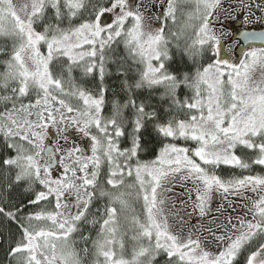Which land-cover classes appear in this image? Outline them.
<instances>
[{"label": "snow or ice", "instance_id": "snow-or-ice-1", "mask_svg": "<svg viewBox=\"0 0 264 264\" xmlns=\"http://www.w3.org/2000/svg\"><path fill=\"white\" fill-rule=\"evenodd\" d=\"M0 264H264V0H0Z\"/></svg>", "mask_w": 264, "mask_h": 264}, {"label": "rangeland", "instance_id": "rangeland-1", "mask_svg": "<svg viewBox=\"0 0 264 264\" xmlns=\"http://www.w3.org/2000/svg\"><path fill=\"white\" fill-rule=\"evenodd\" d=\"M258 2V0H257ZM250 20H251V23L250 24H244L243 23V17L241 16L240 18H232L230 17L228 20H226L223 24V31H224V34L222 35L221 37V40L223 43L225 44H228V43H231L233 45H235L236 43L234 42V40H232V34H233V31L237 29V25H236V22L239 21L240 24L238 25H241L242 27L246 28V29H253V25L256 24V21L253 17H250ZM255 28H259V27H255ZM235 47L238 49V46L235 45ZM61 143H63L61 141Z\"/></svg>", "mask_w": 264, "mask_h": 264}, {"label": "water", "instance_id": "water-1", "mask_svg": "<svg viewBox=\"0 0 264 264\" xmlns=\"http://www.w3.org/2000/svg\"><path fill=\"white\" fill-rule=\"evenodd\" d=\"M237 25H238V23H237ZM242 31H260V30H241V31H239V33H234L233 36H232V40L239 39L241 41V45H239L238 49H240V48H242V47L245 46V40L240 35V32H242ZM256 46H259V43L258 42H256Z\"/></svg>", "mask_w": 264, "mask_h": 264}, {"label": "flooded vegetation", "instance_id": "flooded-vegetation-1", "mask_svg": "<svg viewBox=\"0 0 264 264\" xmlns=\"http://www.w3.org/2000/svg\"><path fill=\"white\" fill-rule=\"evenodd\" d=\"M243 29H246V28H244V27H242L241 25H238V27H237V29L236 30H234L233 31V33H239V31L240 30H243ZM253 29H255V30H259V29H261V28H253ZM236 44L235 45H239L240 44V41L239 40H236V41H234Z\"/></svg>", "mask_w": 264, "mask_h": 264}]
</instances>
